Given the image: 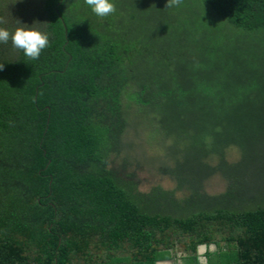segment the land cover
<instances>
[{"label":"trees","instance_id":"1","mask_svg":"<svg viewBox=\"0 0 264 264\" xmlns=\"http://www.w3.org/2000/svg\"><path fill=\"white\" fill-rule=\"evenodd\" d=\"M198 1L205 24L195 10L175 42L167 0H111L120 23L84 0L9 6V27L39 21L49 47L0 44V264H201L200 245L206 264H264V198L240 178L252 157L228 158L264 125V0ZM132 105L160 118L174 188L123 173Z\"/></svg>","mask_w":264,"mask_h":264},{"label":"rangeland","instance_id":"2","mask_svg":"<svg viewBox=\"0 0 264 264\" xmlns=\"http://www.w3.org/2000/svg\"><path fill=\"white\" fill-rule=\"evenodd\" d=\"M123 1L126 0H115V3L119 4L118 7L120 9L126 8V6L122 4ZM169 9L172 14H176L179 17L173 24L172 32H170L169 27L164 31V33H168V36H171L170 41L172 42L183 37L187 31L192 29L193 12H195V10H199L201 20L204 24L208 16V12L206 11L207 7L198 0H183V3L178 6V9H176V6ZM125 15L126 14L119 12L116 13L114 17L112 15V18L114 22L120 23V21H123L125 18ZM119 27L122 28V26ZM258 35L261 36V38L264 37V31L259 32ZM186 47L189 53L188 41ZM172 49L171 47L170 52L173 51ZM229 49L230 47L228 46L227 51ZM176 50L178 49L174 48L175 52H168V56L170 57L172 54L174 56L173 59H175V55L177 54ZM220 58L221 62H225L227 56L222 55ZM131 100L133 99L131 98ZM149 116L151 115L141 112L139 107L134 105L131 106L130 125L126 133V142L128 146L124 156L132 157L134 162L132 161L129 163L131 165L122 171L124 174H130L135 181L139 182L141 184V189L144 191L154 185H161L164 188L171 189L176 185L174 180L169 178L165 173V163H169L171 167L174 166L177 174H181V172L176 166V161L174 162L172 159L165 157V146H163L164 131L159 124L160 118L156 120L155 115L153 118ZM252 124L253 125L250 124L251 134L243 139L241 149L238 150V148H233L228 154V158L230 161H236L239 157H252V161H250L242 171L240 178L244 183V189L247 190L249 194L253 193L252 195H255V197L261 196L264 198V161H261L262 157L258 148L259 140L262 139L264 141V129H262L264 125L258 122H253ZM191 157H194V155L192 154ZM190 164L191 167H193L190 171H186L189 175L195 170L193 169V159H190ZM115 167L118 169L117 164H115ZM226 186V180L220 175H215L207 180L205 190L212 195L220 194L225 191ZM167 262L173 264V262Z\"/></svg>","mask_w":264,"mask_h":264},{"label":"clouds","instance_id":"3","mask_svg":"<svg viewBox=\"0 0 264 264\" xmlns=\"http://www.w3.org/2000/svg\"><path fill=\"white\" fill-rule=\"evenodd\" d=\"M22 0H9L6 4V11L0 15V44L12 43V47L16 50L22 51L23 54L31 59L38 60L44 49L49 47V36L47 33L34 27L39 21L35 22L30 27L21 21L15 19L16 23L20 26L9 27V14H12L9 10L10 5H15ZM84 3L89 6L92 12L101 18L108 17L116 12V6L111 0H84ZM183 0H167L166 8H172L173 6H180ZM42 23V22H40ZM5 68L4 64H0V71Z\"/></svg>","mask_w":264,"mask_h":264},{"label":"water","instance_id":"4","mask_svg":"<svg viewBox=\"0 0 264 264\" xmlns=\"http://www.w3.org/2000/svg\"><path fill=\"white\" fill-rule=\"evenodd\" d=\"M207 251V247L204 245H200L198 248V253L200 256H203ZM211 251H215V247H211ZM201 264H206V260L204 258L201 257L200 259ZM158 264H170L169 262H159Z\"/></svg>","mask_w":264,"mask_h":264},{"label":"flooded vegetation","instance_id":"5","mask_svg":"<svg viewBox=\"0 0 264 264\" xmlns=\"http://www.w3.org/2000/svg\"><path fill=\"white\" fill-rule=\"evenodd\" d=\"M202 258H203V256H201ZM201 257H200V259H201ZM205 259V258H204Z\"/></svg>","mask_w":264,"mask_h":264}]
</instances>
